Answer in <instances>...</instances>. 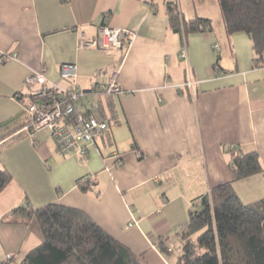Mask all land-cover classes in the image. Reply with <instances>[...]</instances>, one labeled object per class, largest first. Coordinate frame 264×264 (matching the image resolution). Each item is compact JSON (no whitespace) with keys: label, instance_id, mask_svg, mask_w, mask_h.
I'll list each match as a JSON object with an SVG mask.
<instances>
[{"label":"crops","instance_id":"0c3cea01","mask_svg":"<svg viewBox=\"0 0 264 264\" xmlns=\"http://www.w3.org/2000/svg\"><path fill=\"white\" fill-rule=\"evenodd\" d=\"M168 3L187 20L210 19L213 31L183 41L169 27ZM104 25L131 32V46L82 48ZM253 59L246 34L227 36L218 0H0V170L12 175L0 191V264L21 262L43 242L36 218L12 212L52 203L86 212L141 264H170L160 243L180 250L193 200L234 180L228 151H256L264 165V54L260 66ZM64 64L76 67L80 111L109 122L83 162L61 155L48 129L34 139L25 130L26 79L42 72L69 91ZM100 71L117 73L121 94L95 92L107 82ZM82 179L92 192L80 191ZM233 187L254 203L264 198V175Z\"/></svg>","mask_w":264,"mask_h":264},{"label":"trees","instance_id":"16d2710c","mask_svg":"<svg viewBox=\"0 0 264 264\" xmlns=\"http://www.w3.org/2000/svg\"><path fill=\"white\" fill-rule=\"evenodd\" d=\"M218 3L227 36L246 34L252 42L254 65L260 66L264 54V0ZM166 8L170 29L183 41L190 35L213 31L210 19L187 20L175 3H168ZM76 109L85 113L79 106ZM228 154L234 180L193 200L188 225L176 235L181 244L176 264H264V198L245 204L233 187L235 182L264 175V165L256 151L245 153L234 147ZM11 182L12 175L0 170V191ZM78 186L87 194L94 185L82 179ZM12 214L25 220L36 218L43 235V242L17 264H141L138 255L80 209L52 203L38 209L24 206ZM164 244L166 241L160 243L162 251L174 255Z\"/></svg>","mask_w":264,"mask_h":264},{"label":"built area","instance_id":"2783aa9c","mask_svg":"<svg viewBox=\"0 0 264 264\" xmlns=\"http://www.w3.org/2000/svg\"><path fill=\"white\" fill-rule=\"evenodd\" d=\"M132 41L133 34L128 30L102 27L98 39L83 38L81 46L84 49L98 47L106 51L119 52L128 49ZM181 57L186 58V53ZM60 73L61 80L71 83V90L49 83L42 72L34 73L26 79L27 86L33 91L30 101L24 106L32 119L25 130L29 137L34 139L38 132L48 129L61 155L77 153L78 159L83 162L87 149L104 136L109 129V123L98 111L93 110L89 113L77 111L76 107L83 93L76 85L75 65H62ZM96 77L107 78V82L95 86V92L103 95L122 93L117 83V73L100 71ZM7 259H11V256Z\"/></svg>","mask_w":264,"mask_h":264},{"label":"rangeland","instance_id":"374dc122","mask_svg":"<svg viewBox=\"0 0 264 264\" xmlns=\"http://www.w3.org/2000/svg\"><path fill=\"white\" fill-rule=\"evenodd\" d=\"M65 82H67V81H65ZM101 97V96H100ZM87 98H89V96L88 97H86V107H88V106H90V104L87 102L88 100H87ZM45 130H47V129H45ZM175 253H174V255L173 256H169V257H167L168 259H169V262H170V264H176V262H177V257H178V255H179V250H178V248H176L175 250ZM13 261V257L11 256V259H6V263H10V262H12ZM14 264V263H13Z\"/></svg>","mask_w":264,"mask_h":264}]
</instances>
